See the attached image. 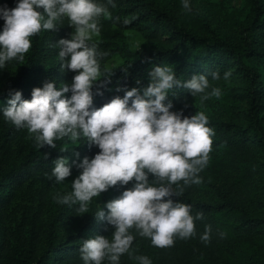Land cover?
I'll use <instances>...</instances> for the list:
<instances>
[{
	"label": "trees",
	"instance_id": "obj_1",
	"mask_svg": "<svg viewBox=\"0 0 264 264\" xmlns=\"http://www.w3.org/2000/svg\"><path fill=\"white\" fill-rule=\"evenodd\" d=\"M246 1V25L235 34L216 32L194 5L195 0H189L190 13L182 8V0H114L115 7L110 8L113 18L100 19L101 32L93 42L107 53L100 66L101 72L108 74L92 87V109L116 96L123 98L125 90L146 87L155 66H172L182 81L197 74L210 81L211 72L222 75L232 68L245 80L246 106L241 109L231 92L222 105L227 118L213 122L208 118L215 135L209 162L199 173L202 182L185 188L178 198L171 197L174 202L191 205V215L203 213L204 219L195 222L197 235L176 239L171 248H157L133 230L134 254L148 256L152 264H264V75L257 67L258 61H264V46L252 40L257 31L264 32V0ZM17 2L0 0V7L11 9ZM3 24L0 19V31ZM127 29L142 35L139 49L131 48ZM70 32L64 19L57 30L31 38L32 47L23 64L12 60L0 69V264H83L79 255L82 242L97 235L111 238L114 231L106 221L95 218L96 210L107 213L104 205L134 184L109 188L84 214L76 211L77 205L57 203L53 197L67 192L55 190V179H48L53 162L67 158L72 164L67 178L74 179L79 173L78 159L94 156L98 147L84 139L73 143L65 138L55 142L56 148H38L31 138L19 141L20 129L3 117L7 100L15 91L30 100L32 89L45 82H55L57 90L62 84H71L77 73L61 70L59 49L51 47L61 38L68 39ZM115 55L122 60L107 65ZM64 96L70 98L71 92ZM195 97L176 88L165 103L171 101V111L190 117L194 114L188 103ZM61 147L67 150L61 152ZM205 225L212 229L207 244L200 239ZM120 264L138 262L125 254Z\"/></svg>",
	"mask_w": 264,
	"mask_h": 264
},
{
	"label": "clouds",
	"instance_id": "obj_2",
	"mask_svg": "<svg viewBox=\"0 0 264 264\" xmlns=\"http://www.w3.org/2000/svg\"><path fill=\"white\" fill-rule=\"evenodd\" d=\"M114 7V0H18L11 9L0 7L4 21L0 69L12 60L23 64L32 47L31 38L42 31L57 30L67 19L74 31L70 38H61L51 47L59 49L61 70L77 73L71 84H62L59 90L55 82L33 88L30 100L22 99L20 91L11 93L3 117L17 129H26L38 148H56L55 142L65 138L73 143L84 139L98 147L93 158L84 157L76 164L81 172L72 181L71 191L53 197L61 205H77L78 213H88L93 198L113 186L134 181L119 198L104 205L107 213L96 210L95 218L106 221L114 231L111 238L97 235L82 242L79 255L83 264H120L125 254L138 264H152L148 256L134 254L133 230L157 248H171L176 239L197 235L195 222L204 219L203 213L193 216L191 205L174 202L171 197L178 198L185 188L202 182L199 173L209 162L215 135L204 112L183 116L182 111H171V101H165L176 88L187 90L192 97L199 94L201 103L211 97L219 99L221 90L213 87L206 91L210 84L204 74L182 81L172 66H155L146 87L125 90L123 98L116 96L92 109V87L108 74L102 73L100 66L107 53L99 51L93 39L100 35L101 17L112 19L110 8ZM182 8L192 12L189 0H182ZM230 76L231 72L225 71L223 79ZM211 78L219 80V71L211 72ZM68 92L70 98L64 96ZM53 163L48 179L64 182L71 175L72 164L64 157ZM211 233V226L205 225L201 241L209 243Z\"/></svg>",
	"mask_w": 264,
	"mask_h": 264
},
{
	"label": "rangeland",
	"instance_id": "obj_3",
	"mask_svg": "<svg viewBox=\"0 0 264 264\" xmlns=\"http://www.w3.org/2000/svg\"><path fill=\"white\" fill-rule=\"evenodd\" d=\"M194 5L198 8L201 15L210 22L213 29L221 34H235L240 26L246 25V15L249 12L248 3L246 0H195ZM74 31L71 27L70 34ZM126 39L129 42L132 49H139L143 41L142 35L135 29L125 30ZM70 38V36H69ZM97 37H94L96 39ZM253 43L264 46V32L257 31L253 34ZM119 55H115L107 61V65H115L121 61ZM257 67L264 75V61H258ZM231 76L228 80L223 79V74L220 75L219 80H210V87L206 91L210 92L213 87H218L221 90V96L219 99L211 97L208 100L201 103L200 95L198 94L195 98L191 99L188 103L189 110L195 114L197 111H202L210 119V122L215 119H226L227 115L222 105L226 101V98L230 96L236 98L239 102V106L243 109L246 106V100L243 96L245 80L243 77L232 68ZM19 141L29 139V133L26 129L19 130ZM84 157L89 159L94 156L83 155L78 159L76 163H79ZM74 176V179L80 174ZM72 178H66L64 182H55V190H62L63 192H69L71 190V183L74 180ZM132 186H129L131 188ZM109 193V189L106 192L101 193L98 197L93 198V201L97 200L102 194ZM92 201V202H93Z\"/></svg>",
	"mask_w": 264,
	"mask_h": 264
}]
</instances>
